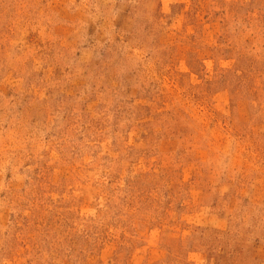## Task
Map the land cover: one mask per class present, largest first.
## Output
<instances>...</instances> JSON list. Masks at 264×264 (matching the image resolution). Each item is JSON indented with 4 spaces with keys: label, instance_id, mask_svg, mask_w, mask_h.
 <instances>
[{
    "label": "rangeland",
    "instance_id": "1",
    "mask_svg": "<svg viewBox=\"0 0 264 264\" xmlns=\"http://www.w3.org/2000/svg\"><path fill=\"white\" fill-rule=\"evenodd\" d=\"M0 264H264V0H0Z\"/></svg>",
    "mask_w": 264,
    "mask_h": 264
}]
</instances>
